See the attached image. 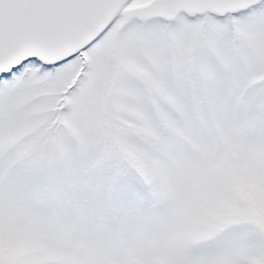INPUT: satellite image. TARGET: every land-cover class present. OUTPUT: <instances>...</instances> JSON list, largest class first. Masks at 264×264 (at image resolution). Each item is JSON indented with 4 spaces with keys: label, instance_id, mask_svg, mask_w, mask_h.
<instances>
[{
    "label": "snow or ice",
    "instance_id": "6c2138e0",
    "mask_svg": "<svg viewBox=\"0 0 264 264\" xmlns=\"http://www.w3.org/2000/svg\"><path fill=\"white\" fill-rule=\"evenodd\" d=\"M0 264H264V0H0Z\"/></svg>",
    "mask_w": 264,
    "mask_h": 264
}]
</instances>
